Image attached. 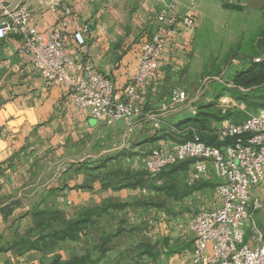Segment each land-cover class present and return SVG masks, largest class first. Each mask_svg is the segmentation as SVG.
I'll return each mask as SVG.
<instances>
[{
    "label": "crops",
    "instance_id": "0c3cea01",
    "mask_svg": "<svg viewBox=\"0 0 264 264\" xmlns=\"http://www.w3.org/2000/svg\"><path fill=\"white\" fill-rule=\"evenodd\" d=\"M171 1L15 0L33 8L39 28L46 35L61 19L64 8L70 7L72 13L62 27L70 57L88 62L110 77L118 98L123 97L138 70L139 53L154 30L160 10ZM175 2L179 15L193 17L196 25L189 27L180 22L178 33L166 41L157 77L141 90L139 103L143 114L132 124L120 121L110 126L90 117L76 106L67 88L46 81L24 59L18 51L19 36L0 39V264H48L56 254L65 258V242L44 251L28 250L25 240L30 234L33 239L37 234L31 213L35 206L50 207L71 219L86 207L128 195L139 196L136 198L148 205L155 220L154 234L145 232L139 224L138 227L141 242L143 235L151 233L153 242L158 244L157 258L144 255L138 264H194L188 224L199 212L221 205L217 192L221 179L210 165L209 173L195 180L192 161L188 170L180 171L179 179L189 186L200 185L175 198L159 189L163 181L146 169L155 149L172 151L181 142L184 133L176 129L177 124L203 118L201 106L212 105L214 109L219 105L213 96L202 105L186 101L188 97H178L182 90L189 96V85L194 82L189 77L199 72L201 55L194 43L202 8H196V2L192 4L191 0ZM236 2L245 8L250 3ZM54 3L58 6L56 11L51 7ZM76 33L82 35L84 42L77 40ZM247 58L249 63L235 72L264 61V50ZM223 97L228 99L229 107L238 106L232 94ZM240 102L242 108L262 107L256 101ZM153 116L162 120L160 128L154 126ZM229 120L212 116L207 121L216 129L213 133L218 135L219 142L223 141L219 129L231 123ZM131 125L134 131L126 135ZM128 173L139 182L132 179L129 185ZM261 188L264 189V181ZM115 214L104 215L91 227L92 231H102V222ZM164 214L171 215L172 221H163L167 218ZM153 222L150 218L149 223ZM57 224V228H62V223ZM164 239L166 247L159 241Z\"/></svg>",
    "mask_w": 264,
    "mask_h": 264
},
{
    "label": "built area",
    "instance_id": "2783aa9c",
    "mask_svg": "<svg viewBox=\"0 0 264 264\" xmlns=\"http://www.w3.org/2000/svg\"><path fill=\"white\" fill-rule=\"evenodd\" d=\"M38 1L44 3L45 0ZM191 2L194 4L196 0ZM51 7L56 11L58 6L54 3ZM71 13L70 7L64 8L63 16L46 35L39 28L38 17L29 4L0 0V39L9 35L19 36L21 44L18 51L24 59L46 81L60 83L67 88L76 106L90 117L110 126L120 121L132 124L143 114L139 103L141 90L150 79L157 77L166 41L178 33L180 22L193 27L195 19L181 17L176 11L175 0L163 5L154 30L142 45L138 70L123 97L118 98L115 83L110 77L92 64L70 57L62 27ZM75 37L84 42L80 33ZM178 97L184 100L188 94L182 90ZM226 101L227 98L222 100L223 103ZM227 107L229 101L222 104L223 112H227ZM152 119L154 126L160 128L162 120L156 116ZM133 131L134 126H129L126 135ZM218 133L221 140L231 141L216 146L195 134L172 151L155 149L146 162V169L157 175L170 165L192 160L195 180L204 178L210 165L221 179L217 186L221 205L199 212L188 224L194 264H264V231L257 225L255 217L264 204L254 193L264 181V107L240 123L224 125Z\"/></svg>",
    "mask_w": 264,
    "mask_h": 264
},
{
    "label": "rangeland",
    "instance_id": "374dc122",
    "mask_svg": "<svg viewBox=\"0 0 264 264\" xmlns=\"http://www.w3.org/2000/svg\"><path fill=\"white\" fill-rule=\"evenodd\" d=\"M202 2H207V4L201 6L200 3ZM249 2L245 8L236 4V0L234 2L229 0H196V8L200 10L201 7L202 10L194 46L201 57L197 76L193 74L189 77L194 82H189L188 90L190 93L186 101L202 105L213 96V101L219 104L218 108L215 107L213 111L218 112L219 110L222 111V104L228 103V101L222 102L225 98L223 96L232 94L238 106L231 104L230 107H227L225 114H229L231 123H240L259 109L242 108L240 101L243 99L251 102L256 101L255 104H262L264 107V99H262L264 87H244L237 82L239 72H235L249 63L246 60L247 57L256 56L264 50V43H262L264 40V0H249ZM259 38L261 39L258 44ZM243 59H245L244 62ZM190 124H185V126ZM183 129L184 127L179 130ZM256 189L254 193L261 197L264 204V189L261 186ZM136 197L139 198L137 195H128L121 200L114 199L122 203L126 201L129 206L123 211H115V216L102 222L105 224L104 230L107 232L109 240L111 239L109 244L111 264L115 261H119L121 264H138L139 260L142 259L138 252L139 244L145 243L154 249L158 246L157 243L153 242L151 233L143 235V241H140L142 232L138 224L145 228V232L153 233L155 220L153 219V211L143 200ZM164 215L167 218L163 221L166 223L172 221L171 215ZM255 217L257 225L264 231V206L256 212ZM150 218L154 221L153 223H149ZM88 232L87 237L82 235V242H65L64 261L69 259L73 253L81 254L89 244L97 243L102 235V231L98 230L92 231L91 229ZM248 237L249 235L246 238ZM159 241H161L162 247L167 246V240Z\"/></svg>",
    "mask_w": 264,
    "mask_h": 264
},
{
    "label": "trees",
    "instance_id": "16d2710c",
    "mask_svg": "<svg viewBox=\"0 0 264 264\" xmlns=\"http://www.w3.org/2000/svg\"><path fill=\"white\" fill-rule=\"evenodd\" d=\"M260 39L261 38L258 40V44ZM262 43H264V40ZM238 72L237 76L239 78L237 77V82L244 87H264V61L258 64H253L248 67V69H242ZM262 99H264V96ZM201 108L202 110L200 113L203 115V118L197 117L189 126H185L184 124H177L175 126L178 130L184 127L183 130H180L184 133L181 142L192 139L195 134H198L205 142L216 146H222L231 141V139H227L219 142L218 135L213 133L216 129H213L207 123L208 119L212 116L217 120H223L227 119L229 114H223L220 110L218 113L213 112L212 105H204L201 106ZM191 163L192 160L182 161L170 165L158 173L156 177L163 181L161 186H159V189L165 190L169 196L179 198L189 193L190 190L198 187L200 184L189 186L179 179L180 171L188 170ZM126 179L129 185L133 183L132 179H135L134 183L139 182V179L130 175V173L126 175ZM156 205L159 204L157 203ZM127 206H129L127 202L122 203L110 199L100 205L86 207L71 219H67L63 213L53 210L50 207L44 208L41 206H35L31 213L35 224L34 230L37 231V234L34 239L32 237L33 235L30 234L28 239L25 240V244L27 245L28 250L44 251L49 247H54L60 242H79L82 239V235L85 237L89 235L88 231H90L91 227L98 224L99 220L104 215H112L115 211H123ZM57 223H62V228H57ZM110 242L111 239L109 240L107 232L103 229L99 241L95 244H89L87 249L81 254L72 255L65 261L63 260L62 255L56 254L53 260L48 264H111L109 256ZM139 246L140 248L138 252L141 257L148 255L153 259L157 258L156 248L149 247L148 245H145V243H141ZM112 264L121 263L115 261L112 262Z\"/></svg>",
    "mask_w": 264,
    "mask_h": 264
}]
</instances>
